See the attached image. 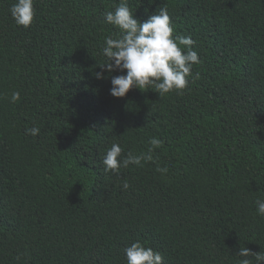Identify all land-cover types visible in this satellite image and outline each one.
Listing matches in <instances>:
<instances>
[{"label":"trees","instance_id":"trees-1","mask_svg":"<svg viewBox=\"0 0 264 264\" xmlns=\"http://www.w3.org/2000/svg\"><path fill=\"white\" fill-rule=\"evenodd\" d=\"M13 3L0 0V264H127L136 241L164 264L264 248V0H128L141 21L167 7L200 63L182 92L119 98L126 70L99 64L120 0H35L27 28ZM151 138L153 161L104 171L113 143L136 155Z\"/></svg>","mask_w":264,"mask_h":264},{"label":"clouds","instance_id":"clouds-1","mask_svg":"<svg viewBox=\"0 0 264 264\" xmlns=\"http://www.w3.org/2000/svg\"><path fill=\"white\" fill-rule=\"evenodd\" d=\"M35 0H15L10 7V13L17 25L25 28L33 22L36 14ZM106 22L119 29L118 37L107 36L101 54L106 58L99 67L108 72L116 70L126 74L113 76L110 94L114 97H124L132 88L147 90L149 87L159 93V97L172 91L182 92L189 84L194 64L200 63L196 50L192 47L191 37L174 35L172 23L167 7L160 8L150 15L146 21L135 18L128 0H120L114 10H106ZM97 79H103V72H95ZM199 78V73L194 79ZM20 99L19 92L11 94V101ZM39 128L27 129L30 135H37ZM162 141L151 138L150 147L146 153L134 155L131 151L123 155L119 143H113L102 157L105 172L120 174V169L130 164L142 166V162L153 161V151L159 148ZM166 171V169H158ZM129 185L123 184L127 189ZM256 212L264 217V200L255 201ZM127 264H164V257L159 250H155L140 241H136L124 249ZM238 255L245 257L239 264H253L248 257H254L256 264L264 261V248L260 252H253L248 247L241 246Z\"/></svg>","mask_w":264,"mask_h":264}]
</instances>
